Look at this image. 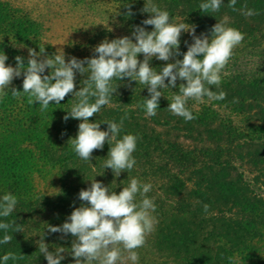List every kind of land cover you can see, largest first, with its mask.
Masks as SVG:
<instances>
[{
	"label": "trees",
	"instance_id": "obj_1",
	"mask_svg": "<svg viewBox=\"0 0 264 264\" xmlns=\"http://www.w3.org/2000/svg\"><path fill=\"white\" fill-rule=\"evenodd\" d=\"M152 2L168 11L174 23L194 26L197 36L210 35L221 21L244 33L222 70L220 88L209 86L223 90L225 98L189 99L186 106L195 118L185 121L167 109L184 83L177 80L176 87L161 90L156 115L146 117L140 106L149 97L145 86L114 81L118 87L110 104L88 119L106 130L102 122H119L126 114L117 139L138 136L133 169L115 176L102 167L111 144L94 149L90 163L72 151L68 140L75 138L79 121L63 117L76 97L68 94L59 105L49 102L41 112L26 94L10 96L12 86L22 91L23 77L14 78L9 96L0 99V195L11 193L18 201L2 219L20 226V231L10 228L12 239L0 245V255L12 252L18 258L7 264H47L38 251L42 235L49 251L65 248L61 264H73L69 251L74 238L49 233L47 225H61L80 206L77 194L92 179L118 193L133 177L151 183L146 195L154 200L158 221L144 245L135 249L136 264H264V0H236L233 7L223 0L218 11L207 13L198 8L202 0ZM44 3L47 13L40 16L23 4L0 0V50L8 56L6 65L15 67L17 55L26 59L27 48H44L46 55L62 49L66 61L91 57L102 40L128 36L149 15L142 12L144 0ZM129 9L131 16L126 15ZM248 9L254 14L244 15ZM185 41L191 44L192 38L182 31L181 53L187 50ZM173 59L182 56L167 62L153 58L150 66L159 71ZM85 78L76 75L74 91Z\"/></svg>",
	"mask_w": 264,
	"mask_h": 264
},
{
	"label": "clouds",
	"instance_id": "obj_2",
	"mask_svg": "<svg viewBox=\"0 0 264 264\" xmlns=\"http://www.w3.org/2000/svg\"><path fill=\"white\" fill-rule=\"evenodd\" d=\"M223 3V0H202L198 8L203 13L216 12ZM235 3L236 0H228L229 7ZM142 12L149 14L148 18L143 19L140 25H133L128 36L111 40L105 38L94 47V55L84 59L69 57L66 61L62 49L46 55L44 48H39V52L27 48V58L15 56L13 67L6 65L8 56L0 50V99L9 96L13 79L21 76L22 91L12 86L10 96L15 98L26 94L30 104L38 102L41 112L50 107L49 102L59 105L66 95L71 94L76 101L63 120L72 118L79 121L75 138L68 140L75 155L89 162L92 151L102 149L107 142L111 147L102 167L110 169L115 176L132 170L136 163L132 154L136 150L138 136L129 133L117 139L126 114L119 122H102L107 125L106 130H100L101 123L95 120L89 122L88 119L100 112L102 106L110 104L118 87L114 81L127 79L129 83L134 81L145 86L149 97L142 98L140 106L146 117L156 115L161 90L176 87L177 80L184 81L178 87V94L171 97L167 109L173 115L189 121L195 118L186 106L189 99L200 102L204 98L216 101L225 98L223 90L213 91L209 86L220 88L222 70L233 55V49L244 39V33L226 26L224 21L214 24L210 35L201 33L197 36L194 26L174 23L169 12L152 0H144ZM132 14L130 9L126 13L128 16ZM243 14L251 16L254 12L248 9ZM145 26H151V30ZM182 31L192 38L191 44L185 41L187 50L183 53L179 49ZM19 47L26 46L20 44ZM138 54H142V60L137 59ZM176 56H182V59L165 63L159 71L150 66L153 58L167 62ZM77 74H86V78L82 81L83 86L80 82L74 91ZM151 189V183L133 177L117 193L92 179L90 185L77 194L82 202L80 206L74 207L61 225H47V231L63 236L71 234L74 239L69 254L73 264H123L125 259L136 264L139 257L135 249L144 245L146 235L158 223L153 215L156 210L154 200L146 195ZM17 202V197L11 193L0 195V245L12 239L8 234L10 228L14 232L20 231V226H14L13 221L5 222L2 219L10 216ZM203 208L207 211L208 206L204 205ZM40 237L37 241L38 251L43 254L47 264H61L65 259L61 255L65 253V248L56 246L49 251L43 235ZM122 252H126L127 256L124 257ZM17 259L14 253L7 252L0 255V264Z\"/></svg>",
	"mask_w": 264,
	"mask_h": 264
},
{
	"label": "rangeland",
	"instance_id": "obj_3",
	"mask_svg": "<svg viewBox=\"0 0 264 264\" xmlns=\"http://www.w3.org/2000/svg\"><path fill=\"white\" fill-rule=\"evenodd\" d=\"M12 1L23 4L31 8L34 14L44 16L47 13V7L45 6L44 0H12ZM61 34H64V32L62 31ZM59 45H61V43Z\"/></svg>",
	"mask_w": 264,
	"mask_h": 264
}]
</instances>
